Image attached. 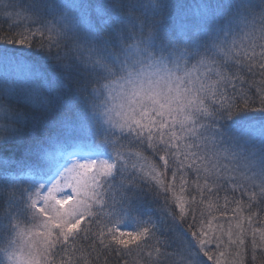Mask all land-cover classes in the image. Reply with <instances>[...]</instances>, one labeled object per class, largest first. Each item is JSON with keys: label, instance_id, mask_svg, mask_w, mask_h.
Masks as SVG:
<instances>
[{"label": "snow or ice", "instance_id": "snow-or-ice-1", "mask_svg": "<svg viewBox=\"0 0 264 264\" xmlns=\"http://www.w3.org/2000/svg\"><path fill=\"white\" fill-rule=\"evenodd\" d=\"M0 19V264H264V0Z\"/></svg>", "mask_w": 264, "mask_h": 264}, {"label": "trees", "instance_id": "trees-1", "mask_svg": "<svg viewBox=\"0 0 264 264\" xmlns=\"http://www.w3.org/2000/svg\"><path fill=\"white\" fill-rule=\"evenodd\" d=\"M16 1H17V2H15V3H16V5H17L19 8H20V7L23 8V7L26 6L27 3H28V0H16ZM0 27H2L4 30H7L8 25H7V23H6L3 19H0ZM250 78H251V77H250ZM246 87H247V85H246ZM252 91L254 92L255 89L253 88ZM256 115L259 116L258 113H257ZM146 154H147V155H151V151L149 150ZM153 158H154L155 160H157V162H159V160H158V156L153 157ZM226 194L229 196L230 199L233 198V193H232L231 189H228L227 192H225V191H221V192L219 193V195H220V197H221V203H223V197H224ZM235 197H236V198H240L239 193H236V194H235ZM244 199H247V198L244 197ZM162 205H163V200L160 201V204H159V205H156V204L152 205L153 209L155 210V213H156V216H157V217L160 216V208L162 207ZM189 220H191V217H189ZM183 229H184L185 231L187 230V224L183 225ZM82 243H85V244H86L87 242L82 241ZM211 247H212L213 250L215 249V245H212ZM126 259H129V260L131 261V258H126ZM205 259H206V258H205ZM113 264H116V258H113ZM208 264H212V262L209 261Z\"/></svg>", "mask_w": 264, "mask_h": 264}, {"label": "rangeland", "instance_id": "rangeland-1", "mask_svg": "<svg viewBox=\"0 0 264 264\" xmlns=\"http://www.w3.org/2000/svg\"><path fill=\"white\" fill-rule=\"evenodd\" d=\"M15 2H17L16 0H15ZM21 8V7H20Z\"/></svg>", "mask_w": 264, "mask_h": 264}]
</instances>
